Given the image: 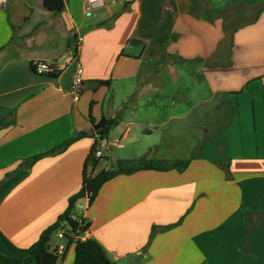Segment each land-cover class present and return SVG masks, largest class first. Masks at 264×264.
I'll return each mask as SVG.
<instances>
[{
  "label": "crops",
  "instance_id": "crops-1",
  "mask_svg": "<svg viewBox=\"0 0 264 264\" xmlns=\"http://www.w3.org/2000/svg\"><path fill=\"white\" fill-rule=\"evenodd\" d=\"M106 1L87 11L86 0H64L58 14L44 0H10L0 9V254L14 255L1 235L31 247L83 188L92 119L120 118L107 139L130 145L109 153L116 161L156 160L150 154L167 121L158 122L155 111L169 105L148 98L163 95V78L174 68L188 66L201 78L191 109L214 104L216 123L235 106L215 153L230 158V176L207 155L183 173L120 175L92 205L80 204L90 225L85 237L113 264H264V0ZM36 62L56 65L58 76L37 74ZM78 66L83 89L76 100ZM84 134L30 170L24 166ZM51 247L65 254L56 264H75L63 234Z\"/></svg>",
  "mask_w": 264,
  "mask_h": 264
},
{
  "label": "trees",
  "instance_id": "trees-1",
  "mask_svg": "<svg viewBox=\"0 0 264 264\" xmlns=\"http://www.w3.org/2000/svg\"><path fill=\"white\" fill-rule=\"evenodd\" d=\"M45 7L55 13H61L64 10V0H44ZM78 47L75 49L77 54ZM36 63H34L35 66ZM59 71L48 74L50 77H57ZM96 84L109 85L110 81H97ZM91 123L94 126L95 135H99L101 140H106L112 131L119 123L120 118H105L103 117L98 123L92 119ZM94 135V138H95ZM84 135H78L48 153L38 155L27 159L24 166L30 170L35 163L41 158L60 153L67 149L75 141L79 140ZM97 143L90 156L88 157L85 172L83 188L69 199L67 210L59 216L56 223L48 227L39 237L38 241L27 249H20L14 246L10 241L1 235L4 241L8 244L14 255L12 257L0 254V264H56L60 259L65 257V254H60L58 249H52L51 240L54 234L62 233L64 237L69 239V247H72L74 252L75 264H113L110 261L105 248L94 238L82 240L80 236L87 233L90 225L82 219V211L77 210L82 199H88V205H92L99 195L101 188L109 181L115 179L120 175H133L140 171H158L167 172L175 170L179 173L185 172L193 160L204 158V153L200 151L198 154L187 159L176 160H154L147 157H140L132 160H117L111 164L109 169H104L99 173H95L99 160L95 157ZM230 158L224 154L220 159L213 160L221 167L228 176H230ZM80 218L82 222L74 219ZM173 226L163 228L168 230ZM158 228L155 227L152 232V237L157 233Z\"/></svg>",
  "mask_w": 264,
  "mask_h": 264
},
{
  "label": "rangeland",
  "instance_id": "rangeland-1",
  "mask_svg": "<svg viewBox=\"0 0 264 264\" xmlns=\"http://www.w3.org/2000/svg\"><path fill=\"white\" fill-rule=\"evenodd\" d=\"M174 71V75H167L163 78L165 81L163 84L164 90L161 92V94L164 92L163 95L155 94L148 98L151 103H154V105L163 103L171 106L170 104L175 103L178 105L177 108L179 109L173 111L168 106L155 111L156 120L158 122L167 121V124L163 130V139H161V137L159 140L157 137L159 147L157 149L154 148L153 153L150 155L155 156L156 160H159L160 158L155 153V151L158 150L159 154L166 157L164 159L183 160L202 151L204 156L207 155V157L211 159L209 160L210 162L218 160L216 159L215 153L220 151L218 147L219 145L224 146V142L220 143L222 140L220 135L231 129L230 126L233 122L234 115L236 114L235 106L231 104L226 106L225 117L223 116L224 118H222L221 121L213 123L211 115L214 111L211 110V108L214 107V104L203 105L194 109L190 108V104L193 101L191 91H193V87L199 85L201 78H198L192 68L188 66L183 68L176 67L174 68ZM122 90L123 89L120 87L118 91V100L125 99ZM143 100L144 99L142 98L140 99V101ZM204 109L208 111L206 114H204ZM171 115H173L174 118L170 119ZM107 140L108 139L105 141ZM129 143L130 142L128 141L125 145L127 146V149L129 148ZM112 150H114V148H112L111 151ZM111 151L108 152V156ZM115 161V153L108 158L106 157L99 160V163L95 168V173H99L104 169H109L111 164ZM80 204H83L84 207L86 204L85 199H82ZM80 204L77 208L79 213L81 212L80 207H82ZM57 239L58 233L54 234L52 241H56Z\"/></svg>",
  "mask_w": 264,
  "mask_h": 264
},
{
  "label": "built area",
  "instance_id": "built-area-1",
  "mask_svg": "<svg viewBox=\"0 0 264 264\" xmlns=\"http://www.w3.org/2000/svg\"><path fill=\"white\" fill-rule=\"evenodd\" d=\"M10 0H0V9H3ZM107 5L106 0H86V10L87 11H93L100 8H104ZM82 38H78L77 47L79 46V43L81 42ZM58 68L56 65L48 62H36L34 66V71L37 74L43 75V74H51L53 72H56ZM83 89V80H82V69L80 66H78L77 73L74 76L73 84H72V90L71 93L74 96L76 100L79 99V96ZM95 142L97 143V148L95 151V157L97 160H101L105 158L109 151H111L112 148H124L125 142L122 138H117L112 141L110 140H101L99 135H95ZM88 200V199H87ZM83 208L80 207V210ZM75 220L82 222L80 218L74 217ZM62 234V233H60ZM86 233L82 234L80 238L82 240H86L85 237ZM62 236V235H61Z\"/></svg>",
  "mask_w": 264,
  "mask_h": 264
}]
</instances>
